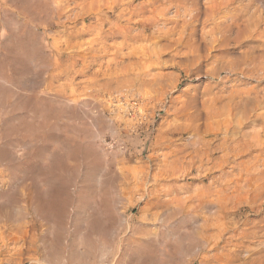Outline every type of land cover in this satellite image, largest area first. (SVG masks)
I'll use <instances>...</instances> for the list:
<instances>
[{
  "label": "rangeland",
  "instance_id": "1",
  "mask_svg": "<svg viewBox=\"0 0 264 264\" xmlns=\"http://www.w3.org/2000/svg\"><path fill=\"white\" fill-rule=\"evenodd\" d=\"M248 1L254 16L245 27L240 21L247 33L218 46L203 41L223 21L207 17L206 0H0V264H264V199L254 201L261 182L223 200L217 247L190 236V221L161 222L165 208L157 207L169 196L204 193L212 177L236 175L238 163L252 160L231 159L208 173L223 153L212 161L196 157L188 144L192 115L201 112L194 122L202 133L219 135L203 143L217 144L237 129L229 142L264 148V118L256 120L264 103L253 101L264 97V78L238 69L246 71L247 55L264 70V0H237L229 11ZM186 9L200 12L189 16ZM230 64L236 73L218 75ZM232 91L242 93L232 101ZM224 103L220 116L206 117ZM34 183L51 194L67 190L63 218L36 228L27 223ZM228 251L240 259L232 263Z\"/></svg>",
  "mask_w": 264,
  "mask_h": 264
},
{
  "label": "bare ground",
  "instance_id": "2",
  "mask_svg": "<svg viewBox=\"0 0 264 264\" xmlns=\"http://www.w3.org/2000/svg\"><path fill=\"white\" fill-rule=\"evenodd\" d=\"M13 1V0H12ZM16 1V0H15ZM163 1V0H161ZM181 1H188V0H181ZM192 3L196 4V2L198 0H189ZM237 0H206V3L209 5L207 8V17H212V18H218L219 20L223 18V21L218 23L217 26L214 28H211L210 30L206 31V33H204L205 37L203 39V41L205 42L206 40H209L212 43H219L218 46H224L225 44H230L231 42L234 43V41H239L241 40V35H245L247 32L246 29H240L242 24H240V21H243V25L244 27L247 26L248 22L251 21V19L254 16V13L250 14V12L252 11V4L251 1H248L249 5L247 4L246 7H241L242 9H236V11H229V8L231 7V5ZM239 1V0H238ZM29 2V1H28ZM26 4V2H25ZM39 4V3H38ZM14 5V4H13ZM245 5V4H244ZM28 6V5H27ZM144 6V5H143ZM40 7V6H39ZM32 8V7H31ZM244 8V9H243ZM21 9V8H19ZM25 9V8H23ZM33 9V8H32ZM34 10V9H33ZM32 10V11H33ZM164 11V8L162 9ZM22 11V10H21ZM25 11V10H24ZM28 11V10H27ZM186 11L188 13H190L189 16H192L195 12L194 10L190 11L188 9H186ZM185 11V12H186ZM199 11V10H198ZM197 11V13H199ZM186 12V14H187ZM25 13V12H24ZM23 13V14H24ZM32 13V12H31ZM191 13H193L191 15ZM26 14H29L26 13ZM201 14V13H200ZM25 16V15H24ZM196 16V15H195ZM199 16V15H198ZM197 16V17H198ZM26 17V16H25ZM30 17V16H29ZM244 17H246L244 19ZM29 19V18H28ZM255 19V18H254ZM226 20V21H225ZM256 20V19H255ZM14 21V20H13ZM219 22V21H218ZM164 25V24H163ZM153 26H155V24H153ZM236 29H239L238 31ZM236 30V33H232V31ZM250 31V30H249ZM159 32H162L161 29H159ZM158 32V33H159ZM156 33V32H155ZM162 35H171V31L169 32H162ZM193 34H190V38H194ZM187 37V36H186ZM184 38V36H183ZM138 39H140V37H138ZM181 41V40H180ZM179 41V42H180ZM192 44L193 43V39L191 40ZM182 43V42H181ZM237 44V43H235ZM194 47V46H193ZM197 47V52H199V46ZM246 53V52H245ZM197 56V55H196ZM187 57V56H186ZM199 56L191 58V61L193 62L194 60H198ZM189 58V56L187 57ZM249 58V57H248ZM247 55L245 56V60L243 61V65H247L246 66V71L244 70V68H241V66L238 68L239 71H241V73L247 77V78H251L254 76L260 77V78H264V70H259L256 67H252L251 64L253 65V59H248ZM255 58V56H254ZM264 57H262L263 59ZM248 60V61H247ZM20 61V60H19ZM199 61V60H198ZM251 61V62H250ZM262 61V60H261ZM13 62V61H12ZM11 62V63H12ZM263 62V61H262ZM255 63V62H254ZM22 65V64H21ZM257 65V64H256ZM235 66V65H234ZM238 66V65H237ZM236 66V67H237ZM255 66V65H254ZM244 67V66H242ZM264 68V67H263ZM222 69L227 70V74L231 75L233 73H236V71L238 69L231 67V64L228 67H226V65H222L221 68L218 69L217 73L218 75H221L222 73ZM197 71H200V68L197 67ZM220 72V73H219ZM216 73V74H217ZM219 77V76H218ZM226 78V77H225ZM255 78V77H254ZM259 78V79H260ZM221 79V77H220ZM228 79V78H227ZM231 80V79H230ZM233 86V85H232ZM248 91V90H246ZM250 91V90H249ZM248 91V92H249ZM247 92V93H248ZM229 93V92H228ZM242 93V91H232L231 93V100L234 101V98L236 96H239ZM250 93V92H249ZM257 94V93H256ZM215 97V96H214ZM222 97V96H221ZM243 98V97H242ZM250 97L247 98V100H249ZM218 101L221 102L222 98H220L219 96L217 97ZM229 100V99H228ZM230 100V101H231ZM256 101V105H258L259 107L262 106V104L264 103V97L259 98V96H256V98L253 99V101ZM231 101V102H232ZM242 101V100H240ZM236 102L234 103L235 106H237L238 104H241L242 102ZM214 102V101H213ZM189 103V102H188ZM230 103V102H229ZM187 104V103H186ZM213 103L208 105V110H211L212 108L210 106H212ZM225 104V103H224ZM253 104V103H252ZM203 105V104H202ZM216 105V104H214ZM213 105V106H214ZM229 104H225L222 105L219 109H217V111L214 109L212 110V112L207 113L206 117H208V119H210L213 116H220L223 111H225L227 109V106ZM245 105V103H244ZM230 107H232V104L230 103ZM229 107V108H230ZM214 108V107H213ZM186 115V114H185ZM211 115V117H210ZM201 112L198 113L196 116L192 115L191 116V127L192 130L194 131V134L191 138V140L189 141V145L192 147V149L194 150V154L196 155V157H199L201 160H208V161H212L213 159V155L215 154V152H221L223 153L222 156H220V159L222 160L221 163H217L213 166V168L209 169L208 173H210L212 170H214V168H221L223 167V163L224 162H229L231 161V159H233L232 163H237L236 160L238 158L241 157H248L252 158V160L249 162L250 165L245 166L243 163H238L237 164V168H234V170H237V174L235 175V173L233 172H229L227 175L225 173H222L220 176H216V177H212V181H211V186L207 189V191H205L204 193H196L195 195H192L190 197H185L182 201L177 199V196L174 197H170V194L168 192H165L166 196H169L166 198V201H164V203L162 204H157V207L159 208H165L164 212L162 214V217H160V221L164 222V223H168L172 220H174L175 218L177 219H182V222L185 221H190V225L192 228V233L190 236L193 235V237L195 239H197L196 241L205 246H208V248L212 245L213 243V247H217L221 242V234L223 229L220 227L219 220H220V212L224 209L223 206V200L224 199H230L231 197H229L230 193H234L233 190L237 192L239 191V189H245L247 187H249V181H255V182H261V184H259V186L254 190V201H259L260 199H264V148H259V149H255L253 148V145L251 143H243L240 145L239 140L233 139L229 142V139L232 138L230 137V132L232 133L231 136H234L238 133L237 129H232V130H226L225 132H223L224 136L222 139H220L221 142L219 143H213L210 141H207V143H203L204 140L210 136H216L218 137L219 135H217L218 133H211L210 131L205 130L204 133L201 132L200 126L196 125L195 122L197 120H201ZM203 118V117H202ZM216 118V117H215ZM264 118L262 117V115H258V117H256L257 119H261ZM188 119V118H187ZM212 119V118H211ZM203 120V119H202ZM254 120V121H256ZM195 121V122H194ZM210 120H208L209 122ZM207 123V121H206ZM229 129V128H228ZM27 132V131H26ZM2 136L3 133H2ZM5 138V137H4ZM24 140V139H23ZM26 140V139H25ZM208 140V139H207ZM6 141V140H5ZM62 140L59 141L58 138V142H61ZM5 143V142H4ZM24 146V145H23ZM3 148V147H2ZM1 148V149H2ZM5 148V147H4ZM3 148V149H4ZM27 147H24V149ZM2 149V150H3ZM26 150V149H25ZM55 150V149H54ZM53 150V151H54ZM57 150V149H56ZM5 151V150H4ZM24 151V150H23ZM52 151V150H51ZM55 152V151H54ZM52 152V154L54 153ZM59 152V151H57ZM57 152L54 153L57 155ZM257 153V154H255ZM1 154V152H0ZM49 154L51 155V153L49 152ZM53 154V155H54ZM60 154V152H59ZM52 155V156H53ZM190 155V154H189ZM50 156V157H52ZM58 156V155H57ZM55 156V157H57ZM61 156V155H60ZM59 156V157H60ZM176 156H178V154H176ZM193 153L190 157H193ZM58 157V158H59ZM57 158V159H58ZM52 159V158H51ZM197 159V158H195ZM4 162V161H3ZM58 162V161H57ZM10 164V163H9ZM181 164V162L179 163ZM58 165V164H57ZM60 166V165H58ZM201 166V165H200ZM13 167V166H12ZM61 167V166H60ZM181 165H180V169H181ZM59 168V167H58ZM175 169H177L178 171V166L176 165L174 167ZM61 169V168H59ZM199 169V168H198ZM197 169V170H198ZM58 170V169H57ZM57 172H55L54 175H56ZM60 175V173H59ZM58 175V177H59ZM199 175V174H198ZM243 175L246 176L247 178L244 180ZM104 176V175H103ZM34 177V176H33ZM39 177V176H38ZM44 177V176H43ZM42 177V178H43ZM57 177V179H58ZM61 177V176H60ZM91 177V176H90ZM200 177V175L198 176ZM211 177V176H209ZM233 177V179H232ZM47 178V177H46ZM54 178V177H53ZM56 179V178H55ZM55 179H51L52 181H54ZM62 179V178H61ZM58 179V183H62L59 182ZM144 179V178H143ZM50 180V181H51ZM199 180H205V177H200ZM243 180L244 183H241ZM1 181V180H0ZM51 181V183H52ZM62 181V180H61ZM36 182V181H35ZM45 182V181H44ZM47 182H49L47 180ZM56 185V181H54ZM53 182V183H54ZM101 182V181H100ZM32 183V182H31ZM3 184V182L1 181V185ZM63 184V183H62ZM62 184H58L59 187ZM65 184V183H64ZM49 185V184H48ZM48 185H46L45 187H47ZM66 185V184H65ZM217 185V186H215ZM3 186V185H2ZM51 186V185H50ZM215 186V187H213ZM1 187V186H0ZM29 195H30V201H31V207H32V211L31 213H29L30 218H28V224L30 226H32L33 228L38 227V225L43 226V225H48L50 223V221H52L53 217L55 218L56 221L60 220L61 218H63L64 213L66 212V208H65V201L66 199L63 198V195L68 194L67 190L66 194H62V188L60 187L57 188L59 189L57 192L55 191V193L53 192V194H51L50 192H48V188L45 189L43 188V186L40 184L38 185L37 183L32 184L31 186H29ZM58 187V186H57ZM213 187V188H212ZM16 188V187H15ZM22 188V187H21ZM20 188V189H21ZM24 188V187H23ZM56 188V187H54ZM65 189V188H63ZM67 189V188H66ZM218 189V190H217ZM28 190V189H27ZM56 190V189H53ZM215 191V194L212 192ZM233 191V192H232ZM64 192V191H63ZM28 195V194H27ZM216 196V197H215ZM29 200V199H28ZM157 202H160L157 201ZM163 202V201H162ZM192 203V205H187L188 203ZM67 204V203H66ZM172 205V206H171ZM217 208L216 210L214 208ZM156 208V207H155ZM258 208V206H257ZM256 208V209H257ZM259 210V209H258ZM185 211V212H184ZM206 212H210L211 215H213V219L210 220L208 218H204V219H199V216L201 213H206ZM186 214V215H185ZM67 215V213H66ZM67 217V216H66ZM93 218V217H92ZM187 219V220H186ZM65 220V219H63ZM94 220V219H93ZM64 223V222H63ZM171 223V222H170ZM4 224V223H3ZM52 224V223H51ZM183 224V223H181ZM56 225V224H55ZM88 225V224H87ZM256 225V224H255ZM170 226V225H169ZM216 229V233L213 235H207L205 234V232H207L209 229L211 228ZM53 228V227H52ZM78 228V227H77ZM96 229V228H95ZM43 230V229H42ZM59 230V229H58ZM190 230V229H189ZM22 231V230H21ZM78 231V230H77ZM76 231V232H77ZM35 232V231H34ZM100 232V231H99ZM173 232V231H172ZM175 232V231H174ZM173 232V233H174ZM177 232V231H176ZM179 232V231H178ZM189 232V231H188ZM37 233V232H36ZM70 233V232H69ZM172 233V234H173ZM183 233V232H181ZM250 233V232H249ZM247 231L243 233L244 237H248L249 234ZM176 234V233H175ZM185 240L186 237H189V234L185 232ZM256 234V231L254 232V235ZM79 235V234H78ZM109 235V234H107ZM146 235V234H145ZM149 238H150V234ZM174 235V234H173ZM180 235V233L178 234V236ZM184 235V233H183ZM183 235L179 236V240L183 239ZM258 235V234H256ZM95 236V235H94ZM152 236V235H151ZM157 236V235H156ZM177 236V235H176ZM89 237V236H88ZM148 237V236H147ZM192 237V242L194 240V238ZM58 238V237H57ZM95 238V237H94ZM146 238V237H145ZM175 238V237H174ZM191 238V237H190ZM151 239V238H150ZM184 240V239H183ZM213 240V242H212ZM81 241V240H80ZM138 241V240H137ZM73 242V241H72ZM3 243V242H2ZM53 244V243H52ZM96 244V243H95ZM111 244V243H110ZM61 245V244H60ZM91 246V245H90ZM263 246V245H262ZM71 247V246H70ZM202 247V246H201ZM200 247V248H201ZM58 248V247H57ZM204 248V246H203ZM77 249V248H75ZM198 249V248H197ZM202 249V248H201ZM203 250V249H202ZM80 251V250H79ZM92 251V250H91ZM73 252V251H72ZM92 253V252H91ZM258 253V251H257ZM57 254V253H56ZM83 254V253H82ZM226 254H229L232 259L231 262L234 263V261L240 259L237 252H227ZM84 255V254H83ZM89 257V256H87ZM264 257V256H263ZM64 258V257H63ZM150 258V257H149ZM249 259V258H248ZM256 259V258H255ZM263 259V258H262ZM261 259V260H262ZM63 260V259H62ZM103 260V259H102ZM59 261V260H58ZM253 261V259H250L249 261H244L242 264H251ZM60 262V261H59ZM254 262V261H253ZM132 263V262H130ZM139 263V262H136ZM180 263V262H179ZM255 263V262H254ZM252 263V264H254ZM258 263V262H256ZM255 263V264H256ZM65 264V263H64ZM133 264V263H132ZM141 264V263H140ZM161 264V263H160ZM258 264H263V262H259Z\"/></svg>",
  "mask_w": 264,
  "mask_h": 264
}]
</instances>
